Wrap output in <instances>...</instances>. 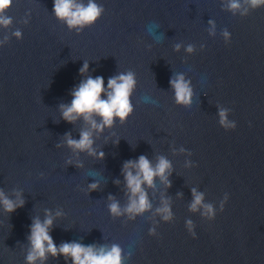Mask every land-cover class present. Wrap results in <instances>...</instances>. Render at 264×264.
Returning <instances> with one entry per match:
<instances>
[{"label": "water", "instance_id": "1", "mask_svg": "<svg viewBox=\"0 0 264 264\" xmlns=\"http://www.w3.org/2000/svg\"><path fill=\"white\" fill-rule=\"evenodd\" d=\"M95 2L104 10L83 28L58 19L53 0H13L5 13L13 22L0 26V191L24 201L12 213L0 203V264H28L33 220L49 216L57 248L118 245L122 264H264V6L240 0L234 13L229 0ZM128 71L133 113L92 130L96 155L70 148L65 134L78 140L90 126L64 121L60 105L87 77L102 76L107 89ZM177 75L191 89L188 104L176 102L169 81ZM220 110L234 130L220 124ZM141 155L153 166L170 162L171 186L159 177L142 185L151 208L130 214L123 168ZM193 190L214 218L190 210ZM110 196L121 215L110 213ZM164 201L169 221L157 212ZM34 264L73 261L46 253Z\"/></svg>", "mask_w": 264, "mask_h": 264}, {"label": "clouds", "instance_id": "2", "mask_svg": "<svg viewBox=\"0 0 264 264\" xmlns=\"http://www.w3.org/2000/svg\"><path fill=\"white\" fill-rule=\"evenodd\" d=\"M244 2L253 9L264 6V0H244ZM12 3L13 0H0V26L5 28L9 27L13 22L11 17L5 15ZM240 8V0H229V9L234 13ZM103 10V7L98 5L95 0H88L87 5L77 2V0H53L55 16L66 22L69 28H83L86 25L94 24ZM13 34L17 38L21 37L20 30H16ZM224 35L227 38L229 33L225 31ZM187 51L191 52L192 47L189 46ZM87 70L88 64L85 63L80 69V74L83 75ZM169 83L174 89L177 103H190L192 92L183 75H177V78L170 80ZM135 86V75L131 71L110 77L107 82V89L104 86V78L102 76L95 78L89 76L82 80L79 86L74 88L71 93V103L61 104L60 111L62 119L69 124L82 117L85 124L90 126V130H82L78 140L73 139L70 134L66 133L65 140L67 145L73 150L87 151L89 155H96L92 147L94 143L92 130L102 132L105 127H112L116 119H119L121 123L127 120L133 113L131 96ZM219 116L220 124L224 126L225 130H234L236 128L235 122L227 121L225 110H220ZM95 117H99V122H97ZM103 156L104 153L100 152L99 158L103 159ZM170 168V162L164 157H159L155 166L143 155L136 161H126L123 173L130 195L129 204L124 211L130 214H141L150 209L151 204L142 185L146 184L148 187H152L154 178L159 177L162 182L170 187L171 184L166 175ZM98 186V183H92L89 185V189L94 191ZM193 197V202L190 205L191 211H197L199 207H203L205 209L204 214L210 218L215 217L212 205L203 203L202 194L193 190ZM109 199L113 200L108 205L110 213L113 216L121 215L119 203L111 196ZM0 203L3 204L6 212L12 213L17 208L22 207L24 201L20 199L18 203L14 202L0 191ZM223 211L224 203L222 202L221 212ZM157 212L163 215L165 221H169L172 218V212L167 201L163 202V207L158 208ZM52 223L50 216L46 217L43 222L39 219L33 220L30 236L28 237L31 244V250L26 257L28 264H34L37 258L45 259L46 253H50L52 256L63 255L66 258L71 257L73 264H122L121 249L118 245H113L110 250H105L103 247L97 250L91 245L85 246L76 242H65L57 248L49 235V228ZM188 226L190 235L195 239L196 233L191 231V221L188 222ZM152 234H155L154 229H150V235Z\"/></svg>", "mask_w": 264, "mask_h": 264}]
</instances>
